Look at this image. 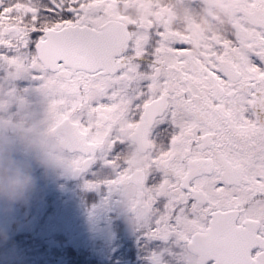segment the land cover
Listing matches in <instances>:
<instances>
[{
  "label": "snow or ice",
  "instance_id": "6c2138e0",
  "mask_svg": "<svg viewBox=\"0 0 264 264\" xmlns=\"http://www.w3.org/2000/svg\"><path fill=\"white\" fill-rule=\"evenodd\" d=\"M116 3L0 0V86L39 79L49 133L71 130L68 168L145 193L148 264H264V27L192 56L163 19L119 22Z\"/></svg>",
  "mask_w": 264,
  "mask_h": 264
},
{
  "label": "rangeland",
  "instance_id": "374dc122",
  "mask_svg": "<svg viewBox=\"0 0 264 264\" xmlns=\"http://www.w3.org/2000/svg\"><path fill=\"white\" fill-rule=\"evenodd\" d=\"M13 86L11 91L7 85L0 86V130L9 135L20 121L39 118L48 103L40 91L39 79L21 78ZM110 170L101 166L95 177L90 171L72 183L69 168L48 173L37 169L38 184L29 202L16 205L10 211L2 207L5 214L2 225L8 226L10 239L0 244V264H38L39 261L64 264L68 260L65 257L68 247L75 253H89L95 260L111 264H134L129 257L134 247L139 259L137 264H148L149 252L145 253L143 247L146 238L134 230L127 233L122 225L129 221L125 211L132 192L129 194L122 187L118 194L109 195L102 184L109 178H99L101 172ZM89 181L101 183L97 188L88 189L85 185ZM54 188H64V193L57 195L52 191ZM80 233L69 246L70 238ZM127 239L130 247H126ZM148 242L160 244L156 240Z\"/></svg>",
  "mask_w": 264,
  "mask_h": 264
},
{
  "label": "flooded vegetation",
  "instance_id": "af4514ba",
  "mask_svg": "<svg viewBox=\"0 0 264 264\" xmlns=\"http://www.w3.org/2000/svg\"><path fill=\"white\" fill-rule=\"evenodd\" d=\"M114 5L115 18L122 24L138 25L163 19L177 35L188 42L192 56L203 54L229 36L237 37L243 44L259 28L264 27V2L259 0H117ZM121 159L126 162L131 174H135L145 164L140 150L132 144L121 154ZM109 172L112 175V171ZM111 175L108 176L109 179ZM63 189L54 188L52 191L62 195ZM124 189L130 191L129 194L132 192L128 195L131 197L125 211L128 220L137 219L141 210L148 215L144 205L145 193L132 185L125 186ZM150 219L144 221L145 226ZM122 225L127 233L132 231L129 223ZM128 242L130 243L129 239L126 241L127 245ZM129 245L126 247H130ZM158 246V243L155 246L143 240L145 253ZM133 249L136 250L134 247ZM133 249L128 255L137 264L139 259Z\"/></svg>",
  "mask_w": 264,
  "mask_h": 264
},
{
  "label": "clouds",
  "instance_id": "9594fccd",
  "mask_svg": "<svg viewBox=\"0 0 264 264\" xmlns=\"http://www.w3.org/2000/svg\"><path fill=\"white\" fill-rule=\"evenodd\" d=\"M46 112L45 109L39 118L14 125L12 135L0 130V205L9 211L29 202L38 184L37 169L48 173L69 166L61 141L70 137L71 130L61 127L55 134L49 133ZM110 175L109 171H103L99 178L104 180ZM146 219L150 217L141 210L138 218L128 223L132 230L140 231ZM9 239L8 226L0 225V244Z\"/></svg>",
  "mask_w": 264,
  "mask_h": 264
},
{
  "label": "trees",
  "instance_id": "16d2710c",
  "mask_svg": "<svg viewBox=\"0 0 264 264\" xmlns=\"http://www.w3.org/2000/svg\"><path fill=\"white\" fill-rule=\"evenodd\" d=\"M24 253L27 255V251H25ZM65 257H67L68 260L64 264H111V262L95 260L93 256L89 255V253H75L72 250H70L69 247L65 252ZM41 263L43 262L41 261L38 262V264ZM43 264H48V263L46 262Z\"/></svg>",
  "mask_w": 264,
  "mask_h": 264
},
{
  "label": "water",
  "instance_id": "95a60500",
  "mask_svg": "<svg viewBox=\"0 0 264 264\" xmlns=\"http://www.w3.org/2000/svg\"><path fill=\"white\" fill-rule=\"evenodd\" d=\"M82 175L83 174H77V173L71 172L70 181L71 182H77ZM4 218H5V214H4L3 208L0 205V225L3 224ZM81 235H82V233L78 234L77 236L70 238V240L68 241V244L69 245L74 244L76 239L78 237H80Z\"/></svg>",
  "mask_w": 264,
  "mask_h": 264
}]
</instances>
